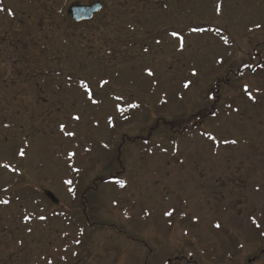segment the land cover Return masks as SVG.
I'll return each instance as SVG.
<instances>
[{
    "label": "rangeland",
    "instance_id": "374dc122",
    "mask_svg": "<svg viewBox=\"0 0 264 264\" xmlns=\"http://www.w3.org/2000/svg\"><path fill=\"white\" fill-rule=\"evenodd\" d=\"M95 2L0 0V264H264V74L223 90L204 134L174 126L264 53V0L68 18Z\"/></svg>",
    "mask_w": 264,
    "mask_h": 264
},
{
    "label": "trees",
    "instance_id": "16d2710c",
    "mask_svg": "<svg viewBox=\"0 0 264 264\" xmlns=\"http://www.w3.org/2000/svg\"><path fill=\"white\" fill-rule=\"evenodd\" d=\"M260 48V47H259ZM251 63L242 65L240 67H229L227 73L219 79H216L212 85L210 92L206 98V105L202 111L192 117L184 118L174 124L178 130H182L190 135L200 132L201 124L204 122L203 118L209 116H217L220 112L219 103L222 100L223 90L230 88L233 82H239L244 77L257 76L264 74V53L259 49H254L251 54ZM204 113V114H202ZM201 133L204 134L202 131ZM212 137V135H209ZM35 190V188H32ZM198 264L196 260L190 257L169 259L166 264Z\"/></svg>",
    "mask_w": 264,
    "mask_h": 264
},
{
    "label": "water",
    "instance_id": "95a60500",
    "mask_svg": "<svg viewBox=\"0 0 264 264\" xmlns=\"http://www.w3.org/2000/svg\"><path fill=\"white\" fill-rule=\"evenodd\" d=\"M155 3H162L166 0H153ZM103 8L101 2H96L92 5H79L73 4L68 8L67 14L76 22L90 21L93 19L96 13L100 12ZM52 203H56L57 200L52 194L47 195Z\"/></svg>",
    "mask_w": 264,
    "mask_h": 264
},
{
    "label": "snow or ice",
    "instance_id": "6c2138e0",
    "mask_svg": "<svg viewBox=\"0 0 264 264\" xmlns=\"http://www.w3.org/2000/svg\"><path fill=\"white\" fill-rule=\"evenodd\" d=\"M217 11H218V12L220 11V5H219V4L217 5ZM193 31H204V29H202V28H199V29H193ZM172 35H173V36H178V33L173 32ZM222 39L224 40L225 43L228 42V38H227V37H223ZM181 46H182V41H181ZM148 75L151 76V75H153V73L149 70V71H148ZM193 75H195V72L193 73ZM107 83H108V81H106V80L101 81V82H100V86L103 87V86H104L105 84H107ZM188 86H189V84H187V83L184 85V87H188ZM81 87L84 88L85 92L88 94L89 99H92L91 89L89 88V85H88L87 83L81 81ZM244 91H245V92H248L247 86H245ZM248 95H249V98H250V99H254V98L252 97V95H251L250 92L248 93ZM93 102L95 103V101H93ZM74 119H79V117H74ZM61 128L63 129L64 126L61 125ZM66 134H67V135H73V133H66ZM209 139H215V138L210 136ZM225 143H227V141H225ZM231 143H235V141H231ZM20 155H21V156L24 155L23 150H21ZM4 167H8V166H7V165H4ZM66 183L71 184V181H66ZM69 190L71 191V189H69ZM3 203H8V201H3ZM167 215L171 216L172 213L169 212V213H167ZM253 222L255 223V218H253ZM216 227L219 228L220 225L217 224Z\"/></svg>",
    "mask_w": 264,
    "mask_h": 264
},
{
    "label": "flooded vegetation",
    "instance_id": "af4514ba",
    "mask_svg": "<svg viewBox=\"0 0 264 264\" xmlns=\"http://www.w3.org/2000/svg\"><path fill=\"white\" fill-rule=\"evenodd\" d=\"M96 2H98L99 0H95ZM103 8H104V6H103ZM68 16V15H67ZM68 18L73 22V23H75V24H81V23H84L85 21H83V22H76V21H74L70 16H68Z\"/></svg>",
    "mask_w": 264,
    "mask_h": 264
}]
</instances>
